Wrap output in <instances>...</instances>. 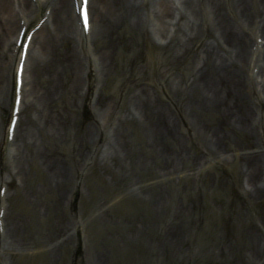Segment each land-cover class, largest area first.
Wrapping results in <instances>:
<instances>
[{
	"label": "bare ground",
	"instance_id": "1",
	"mask_svg": "<svg viewBox=\"0 0 264 264\" xmlns=\"http://www.w3.org/2000/svg\"><path fill=\"white\" fill-rule=\"evenodd\" d=\"M76 1L80 3L81 0ZM93 2L95 22L91 12ZM14 6L20 8L22 14L21 17H17V27L16 23L10 24L12 13L7 15L8 9ZM107 8L113 9V14H108ZM89 10L90 29L85 32L80 16L76 15L75 0H0V30H2L0 39H3V44L6 41L5 46L9 52L4 73L0 66L2 103L7 104L8 101H12L11 89L21 55V49L17 47L16 42L22 28L28 27L33 19L40 16L41 20L46 18L35 34L36 37L39 33L45 35L40 37L41 55L48 59L51 54L53 57L54 49H57L55 52L61 56L58 60L59 70L64 73L70 70L77 72L78 69L82 71L85 68V59H81L77 51V45L83 38L87 39L89 35L93 38L100 36L106 39L107 45L102 52L98 56H89L90 59L92 58L91 61H94L92 71H97L100 76L98 81H101L105 74H109L115 47L119 44L121 47L126 46L123 37L115 38L114 31L110 30L109 25L114 26L117 33L124 28L144 31L148 26L147 17L151 11L154 12L160 21L158 30L161 37L163 35L166 40L163 46L168 51L166 58L159 57L162 65L168 66V70L165 69L156 85L162 87L171 99L173 113L168 112L166 106L164 108L161 104L155 103L148 88L140 87L141 90L132 94L131 106L125 118L140 122L139 124L147 127V130L154 129L157 134L162 132L163 135L170 136L177 148L176 155L179 160L203 158L204 164L218 161L228 162L231 165L235 161L241 162L239 173L245 181L243 192L248 201L261 203L263 209L259 213V224L254 225L246 234L247 251L239 261L241 264H264V256L260 255L264 241V0H89ZM44 11L49 13L42 15ZM94 24L97 30H94ZM10 33H14L13 43L7 39ZM258 38L263 41L260 45L256 42ZM73 40L76 42L75 48L70 46L66 50H60L63 43ZM31 48L30 44L27 64L29 60L31 61ZM4 56L3 53V58ZM52 57L50 61L54 59ZM34 63L33 67L37 70L40 63L38 61ZM27 64L22 74V100L14 138L11 143L8 138V123L7 130L0 131V141L4 147V141L10 147L8 149L5 147L8 153L5 164L9 166L7 169L10 170L11 178L9 183L17 178L21 180L23 187H26L28 181L32 179L33 167L44 174V183L41 187H31L28 189L31 191L26 193L19 188L17 196L24 197L28 210L39 219L44 220L49 215L57 216L56 233L51 241L48 240V244L41 243V245L54 257V260L51 258V262L54 263L56 260L62 263L63 249L75 239V234L72 233L74 225L70 227L69 224L61 221L68 207L63 187L71 180L70 171L67 172L64 160L54 152L51 143L41 141V137L44 133L50 140L53 138L55 144H61L63 139L69 136L71 128L68 126L67 117L54 110L53 106L51 109L60 87L58 79H55L50 92L42 95L43 100L48 101L50 105L49 110H41L40 118L36 123L31 121L32 117L28 115L29 124L21 131V114L28 107L26 105V73L29 69ZM179 66L181 67L179 76L168 73L170 69L175 70ZM256 69H258L257 73H255ZM77 87L78 82L72 91L76 96L80 92ZM32 96L38 99L34 91ZM248 100L251 104L247 103ZM14 101L15 98L12 106ZM94 105L104 113L103 117L106 121L110 120L111 113L115 109L111 102L101 100L97 96ZM208 115L211 116L213 125H200L201 117ZM11 116L13 117L14 114L12 113ZM20 135L25 146L23 151L17 143ZM98 135V130H93V134L88 132L80 138L75 137L77 143L80 141L82 144H88L86 147L89 148L87 157L81 153L85 146L76 150V157L85 161L81 168L86 164L93 165L98 160L97 150L95 152L92 147L93 139ZM116 135L119 136L118 130ZM240 135L249 137L248 144L234 139ZM186 137L196 140L204 156L193 157L191 146L186 143ZM120 141L121 138L115 144H108L106 153L113 152L125 157L126 153L117 152L123 150V146H120L122 143L118 144ZM155 141L157 139L152 138V144L148 142L149 147L155 148ZM123 145L126 148L125 144ZM202 165L200 166V163L196 165L197 171L203 167ZM177 166L165 175L180 173L175 171ZM9 183L0 178V189L5 186L8 190L3 203L6 209L2 218L5 244L1 252L6 250V247L13 252L12 246L23 248V252L28 246L25 244L22 228L25 226L28 228L30 223H25L21 219L8 222L9 210L4 204L8 202L10 195ZM75 183L78 182L75 181L74 185ZM212 194L214 195L215 192L210 191L208 198H211ZM79 221L84 229L81 217ZM209 222H211L210 215L207 219V223ZM206 230L208 226L202 225L201 231L204 235ZM183 233L178 226L170 227L165 231L164 237L166 236L167 240L165 242L170 246L171 253L183 254L182 251L188 242L183 238ZM233 248L234 246L229 248L221 246L218 249L220 264H235L232 260ZM101 254L103 253L94 256V262L91 259L90 264H104V254L102 257Z\"/></svg>",
	"mask_w": 264,
	"mask_h": 264
},
{
	"label": "rangeland",
	"instance_id": "2",
	"mask_svg": "<svg viewBox=\"0 0 264 264\" xmlns=\"http://www.w3.org/2000/svg\"><path fill=\"white\" fill-rule=\"evenodd\" d=\"M94 6L93 2L91 12L95 22ZM107 11L108 14H113V9L107 8ZM9 13H12L10 24L18 22L17 17H21L20 8L10 7L7 15ZM37 20L34 19L29 27L34 26ZM146 22L148 26L144 31L124 28L120 33L109 25L115 38L123 37L126 46L121 47L119 44L115 47L109 74L101 76V81H98L100 76L97 71H92L94 62L89 56H98L107 45L106 39L95 36L92 37L91 44L81 41L77 45V51L80 58L85 59V68L82 71L78 69L77 72L70 70L64 73L59 70L58 60L61 56L55 52L57 49H54L53 57L52 54L48 59L43 57L39 44L45 35L39 33L37 37L34 36L26 79L28 107L23 112L21 131L29 124L28 115L36 123L41 110H49L50 105L43 100L42 95L49 93L53 81L58 79L60 87L51 109L53 106L54 110L67 117L71 129L69 136L61 144H55L54 139L50 140L44 133L41 141L51 143L54 152L64 160L67 172L70 171L71 180L63 190L65 199H72V202L68 204L61 221L71 227L81 217L84 229L77 228L76 239L63 249L62 263L50 261L54 257L40 246L41 243L48 244V240L51 241L56 233L57 216L49 215L41 220L28 210L24 197L17 196L19 188L26 193L31 191L29 188L41 187L44 183V174L33 167L32 179L26 187L17 178L9 184L11 193L8 221L21 219L30 223L28 228H22L25 244L28 246L25 250L28 251L22 252L23 248L15 250L9 256L10 264H90V260L94 262V256L100 252L104 254V264H220L218 249L221 246H234L232 260L235 264H241L239 259L247 251L246 234L254 225L259 224V213L263 209L261 203L248 201L243 192L245 181L239 173L241 162L235 161L231 165L218 161L204 164L203 158L179 160L177 148L170 136H165L162 132L157 134L154 129L147 130L140 122L125 118L131 106L132 94L141 90L140 87L148 88L154 102L164 108L166 106V110L173 113L171 99L162 87L156 85L165 69L168 70V66L162 65L159 58H166L168 54L163 46L166 40L163 35L161 37L158 30L160 21L154 12L151 11ZM94 28L98 29L96 24ZM15 29L14 27V31ZM13 34L7 35L12 43ZM2 40L0 39V66L4 73L9 52L5 46L6 41L3 44ZM70 46L75 48V40L63 43L60 50H66ZM51 57L54 58L52 61ZM34 61L40 63L37 70L33 67ZM55 64L57 65L54 66ZM180 69L179 66L175 70L170 69L168 73L179 76ZM77 82L80 98L72 93ZM32 91L38 99L32 96ZM97 96L115 107L108 122L103 117L104 113L94 105ZM247 103L251 104V101L248 100ZM10 113V101L4 104L0 100V131H6ZM210 119V115L202 116L200 125H213ZM93 130H98L99 133L92 143L95 152L97 150L98 160L93 165L86 164L81 168L84 160L76 157V150L85 146L81 153L87 157L89 148L86 147L88 144L80 141L77 143L75 137L80 138L88 132L93 134ZM117 130L119 136L116 135ZM120 138L118 144L122 143L120 146H123V150L117 152L122 151L126 156L106 153L108 144H115ZM152 138L157 139L155 148L149 147ZM185 139L191 146L193 157L204 156L196 140ZM234 139L246 144L250 141L248 136L243 135ZM17 143L23 151L25 146L21 135ZM1 144L0 141V178L5 177L10 182L9 166L5 164L8 153ZM199 163L203 167L197 171L196 165ZM176 166L175 171L180 173L165 175ZM75 181L78 183L74 185ZM210 191L215 194L208 198ZM209 215L211 222L207 223ZM202 225L208 226L206 235L201 231ZM173 226H178L184 232L183 238L188 241L183 254L171 253L170 246L166 244L165 231ZM256 234L258 235L257 231ZM81 244L83 252L75 255L77 246ZM262 244L260 255L264 256V241Z\"/></svg>",
	"mask_w": 264,
	"mask_h": 264
}]
</instances>
